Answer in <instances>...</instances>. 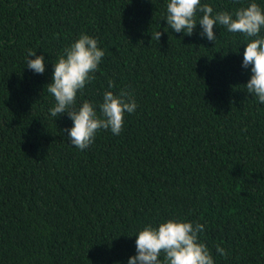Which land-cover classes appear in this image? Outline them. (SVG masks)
<instances>
[{"label":"trees","instance_id":"16d2710c","mask_svg":"<svg viewBox=\"0 0 264 264\" xmlns=\"http://www.w3.org/2000/svg\"><path fill=\"white\" fill-rule=\"evenodd\" d=\"M252 2L264 8L201 0L213 14ZM168 3L0 0V264H128L139 231L168 220L203 224L214 264H264V104L244 86L249 38L221 25L216 41L200 25L176 33ZM82 34L105 55L75 107L99 116L105 91L137 104L119 135L101 129L83 151L46 91ZM29 50L43 74L26 66Z\"/></svg>","mask_w":264,"mask_h":264},{"label":"clouds","instance_id":"9594fccd","mask_svg":"<svg viewBox=\"0 0 264 264\" xmlns=\"http://www.w3.org/2000/svg\"><path fill=\"white\" fill-rule=\"evenodd\" d=\"M166 12L167 28L176 33L184 32L190 36L200 25L201 36L216 41L214 26L221 25L231 33L249 38L243 53V67H250L252 75L244 86L247 93L264 104V37H260L264 29V8L252 2L234 14L227 11L213 14L214 9L208 4H201V0H169ZM198 14H201L199 20ZM151 36L160 41L162 32L159 30ZM104 55L95 38L82 34L64 49L54 64L52 82L46 85V91L55 100V106L49 110L51 116L59 117L67 113L73 127L64 131L68 133L70 144L81 151L94 142L101 129L119 135L123 131L125 114L134 113L137 108L136 101L129 99L126 91H121L119 95L105 91L99 116L95 106L88 101H84L79 108L75 107L78 93H82L86 84L94 79L93 74L99 69ZM34 56L36 58L32 59ZM26 66L37 74H43L45 58L29 50ZM109 87H114L111 81ZM203 231V224L177 220H168L158 227L145 226L135 236L137 255L130 257L128 264H214L207 245L199 240ZM217 251L227 255L219 246ZM162 254L163 260L160 259Z\"/></svg>","mask_w":264,"mask_h":264}]
</instances>
